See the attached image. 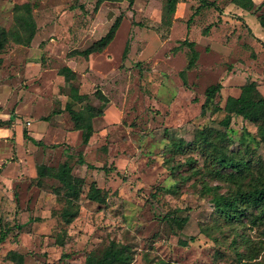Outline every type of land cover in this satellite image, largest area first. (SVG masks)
<instances>
[{
    "label": "rangeland",
    "instance_id": "374dc122",
    "mask_svg": "<svg viewBox=\"0 0 264 264\" xmlns=\"http://www.w3.org/2000/svg\"><path fill=\"white\" fill-rule=\"evenodd\" d=\"M253 1L245 10L234 0H179L168 23L166 0L105 1L97 11V0H0L9 38L0 50V234L21 226L0 242V264H15L11 250L24 264H93L89 256H101L112 241L130 248V264H264V222L253 221L250 210L242 220L218 211L215 192L237 186L186 145L216 128L229 130L230 149L238 150L242 134L257 132L241 117L213 111L249 80L264 94V0ZM25 4L37 24L30 44L14 21L15 6ZM119 16L102 52L68 55L103 37ZM185 40L199 52L187 84ZM67 65L77 72L71 84L104 109L88 144L64 110L71 84L60 70ZM219 82L221 92L202 114L207 88ZM24 129L34 141L24 139ZM256 139L253 158L264 163ZM65 162L81 180L76 198L53 175L39 177L43 165L55 171ZM96 193L102 201L91 198ZM66 208L75 211L71 221L62 216ZM188 214L179 227L173 218Z\"/></svg>",
    "mask_w": 264,
    "mask_h": 264
},
{
    "label": "trees",
    "instance_id": "16d2710c",
    "mask_svg": "<svg viewBox=\"0 0 264 264\" xmlns=\"http://www.w3.org/2000/svg\"><path fill=\"white\" fill-rule=\"evenodd\" d=\"M105 1L115 2L123 0H97L95 11H97ZM128 1L131 6L135 3V0ZM234 1L245 10H252V8L256 6L253 0ZM178 2L179 0H166L163 7V21L167 19L168 23H170V18L175 14ZM205 3L208 6L218 9V6L214 2L207 1ZM263 6L264 2L259 5L258 9ZM29 7L28 4L16 5L14 9V21L20 28L25 42L28 44L32 42L37 32V24ZM121 20V16L117 17L109 31L86 49L73 50L68 55L70 57L82 56L85 59H89L90 55L102 52L114 39L121 24ZM259 23L264 29V13L259 16ZM209 30L210 28H206L204 33L208 34ZM8 41V31L4 27H0V50L5 48ZM182 45H188L191 50L189 62L186 68L181 72L184 83L187 84V72L195 67L199 58V52L195 49V43L192 41L185 40ZM60 74L65 78L66 82L70 84L77 77V72L68 65L60 70ZM222 88L223 85L220 82L212 84L207 88L202 114L206 113L208 104L215 99ZM96 95L102 102L108 101L107 96L101 90H97ZM68 99L64 110L69 113L74 128L81 131L82 142L88 144L94 133L93 120L104 115V109L102 106H95L90 103L89 95L82 94L79 87L75 84H71L70 86ZM77 104L83 105L80 109H76L75 106ZM213 111L215 113L223 111L229 116H238L251 122L257 129L255 136L242 134L238 141L239 149L233 150L230 149V146L234 144L235 141L229 130L206 128L201 132L196 142L187 143L186 145H188V148L193 145L195 150L201 152L213 163V170L216 171L217 175L227 178L237 186L236 190L227 194L215 192L213 199L218 211L229 219L242 220L248 216V211L250 210L253 221L260 220L264 222V173L261 172V170L264 169V163L254 160L253 154L255 150L251 143L252 141L255 142V138H257L256 141H258V143L264 144V94L260 91L258 82L253 79L247 81L242 85L239 96H228L225 104L223 106L221 104L216 105ZM59 113L62 112L60 110L54 111V114ZM23 136L25 140L34 141V137L29 134L27 129H24ZM35 144L41 145L42 142L36 141ZM181 145L182 143H180L179 146H174L173 150H182L184 146ZM80 162L84 163L82 158ZM52 175L62 184L63 188L70 194V197L76 198L78 196V184L81 180L73 175L72 167L69 163H63L55 171L45 165L41 167L40 180L46 176ZM247 179L248 181L254 179L257 182L254 185L252 183L248 188H243L242 185ZM91 198L103 200L98 193L93 194ZM69 203L70 205L72 204L70 198ZM74 213L75 211L66 208L62 212V216L67 221H71L72 217L75 215ZM190 218L191 216L188 214L185 218L175 216L173 219L180 227ZM14 227L18 228V231L21 230L20 225H15ZM13 228H3L0 234V242L7 239ZM185 244L187 243L185 242ZM7 257L15 264H24V255L16 250L9 251ZM89 261L93 264H130L132 262V257L130 255V248L127 245L112 241L107 248H105L101 256L91 254L89 256ZM162 264L165 263L162 262Z\"/></svg>",
    "mask_w": 264,
    "mask_h": 264
}]
</instances>
